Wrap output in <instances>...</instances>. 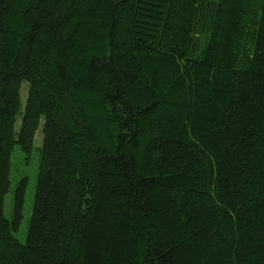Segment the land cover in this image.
Instances as JSON below:
<instances>
[{
    "label": "trees",
    "instance_id": "16d2710c",
    "mask_svg": "<svg viewBox=\"0 0 264 264\" xmlns=\"http://www.w3.org/2000/svg\"><path fill=\"white\" fill-rule=\"evenodd\" d=\"M0 264H264V0H0Z\"/></svg>",
    "mask_w": 264,
    "mask_h": 264
},
{
    "label": "rangeland",
    "instance_id": "374dc122",
    "mask_svg": "<svg viewBox=\"0 0 264 264\" xmlns=\"http://www.w3.org/2000/svg\"><path fill=\"white\" fill-rule=\"evenodd\" d=\"M21 100L24 102L27 90V84L24 83L21 86ZM20 119H17L16 127L19 125ZM42 141L41 127L38 129L34 139V146H40ZM11 189L14 188L16 182L22 178L27 177L28 184L25 193L24 209H23V218L19 226L18 231L15 233V236L21 241L24 242L26 238L27 223L31 215L32 201H33V190L35 184V175H36V164L37 157L34 152L31 153L29 157H26L18 148L15 146L11 152ZM11 207V191L7 193L4 197L3 211L6 217L10 215Z\"/></svg>",
    "mask_w": 264,
    "mask_h": 264
}]
</instances>
